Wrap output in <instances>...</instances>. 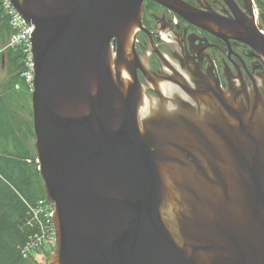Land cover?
Here are the masks:
<instances>
[{
  "label": "water",
  "instance_id": "water-1",
  "mask_svg": "<svg viewBox=\"0 0 264 264\" xmlns=\"http://www.w3.org/2000/svg\"><path fill=\"white\" fill-rule=\"evenodd\" d=\"M11 1L35 26L46 264H264V83L176 73L152 96L135 48L144 0ZM186 13L264 55L252 18Z\"/></svg>",
  "mask_w": 264,
  "mask_h": 264
},
{
  "label": "flooded vegetation",
  "instance_id": "flooded-vegetation-1",
  "mask_svg": "<svg viewBox=\"0 0 264 264\" xmlns=\"http://www.w3.org/2000/svg\"><path fill=\"white\" fill-rule=\"evenodd\" d=\"M259 0H176V6L144 0L141 27L136 31L135 48L142 57L138 76L152 96L162 91V82L175 80L178 73L218 79L222 88L243 81L264 83V55L234 37L231 30L209 31L188 21L186 10L198 16H212L220 22L252 18L263 27L264 5ZM256 10L258 16L255 20ZM183 70H178V66ZM146 74H145V73ZM177 81V80H176Z\"/></svg>",
  "mask_w": 264,
  "mask_h": 264
},
{
  "label": "trees",
  "instance_id": "trees-1",
  "mask_svg": "<svg viewBox=\"0 0 264 264\" xmlns=\"http://www.w3.org/2000/svg\"><path fill=\"white\" fill-rule=\"evenodd\" d=\"M258 3L264 5V0ZM10 33L0 4V45ZM23 57L20 47H9L4 61L0 57V68L6 70L5 79L0 77V264H25L32 260L22 254L37 230L28 204L47 200L38 164L33 160L35 132ZM22 112L27 117H21Z\"/></svg>",
  "mask_w": 264,
  "mask_h": 264
},
{
  "label": "built area",
  "instance_id": "built-area-1",
  "mask_svg": "<svg viewBox=\"0 0 264 264\" xmlns=\"http://www.w3.org/2000/svg\"><path fill=\"white\" fill-rule=\"evenodd\" d=\"M0 4L4 8V14L11 27L10 36L5 43L0 45V56L4 54L9 47H20L22 49L24 53L23 76L25 77L30 91H32L34 89L35 61L31 39L35 26L28 22V20L13 5L11 0H0ZM257 16L258 11L256 10L255 18ZM16 88L18 89L19 86L17 85ZM28 206L30 212L33 214V221L37 230L34 237L29 240L22 250L23 256H28L32 250L43 244L53 250L57 243L55 228L53 225V207L47 203L46 200H40L35 205L28 204Z\"/></svg>",
  "mask_w": 264,
  "mask_h": 264
},
{
  "label": "rangeland",
  "instance_id": "rangeland-1",
  "mask_svg": "<svg viewBox=\"0 0 264 264\" xmlns=\"http://www.w3.org/2000/svg\"><path fill=\"white\" fill-rule=\"evenodd\" d=\"M177 66H178V70L183 71L179 67L178 63H177ZM5 76H6V70L4 68H0V77L4 80ZM31 108H32V103H31ZM20 114H21V117H23V116L27 117V115L24 112H22ZM31 120H32V118H31ZM30 142H32V140H30ZM33 145L35 147V138L33 140ZM35 151H36V149H35ZM34 158L37 159L36 153L34 155ZM35 161H37V160H35ZM51 251L52 250L49 249V247L47 245H45V244L40 245L39 247H37L34 250H32L31 253L28 256H23V258H25V259L32 258V260L26 261L25 264H46ZM48 252H49V254H48Z\"/></svg>",
  "mask_w": 264,
  "mask_h": 264
},
{
  "label": "bare ground",
  "instance_id": "bare-ground-1",
  "mask_svg": "<svg viewBox=\"0 0 264 264\" xmlns=\"http://www.w3.org/2000/svg\"><path fill=\"white\" fill-rule=\"evenodd\" d=\"M174 75V74H173Z\"/></svg>",
  "mask_w": 264,
  "mask_h": 264
}]
</instances>
